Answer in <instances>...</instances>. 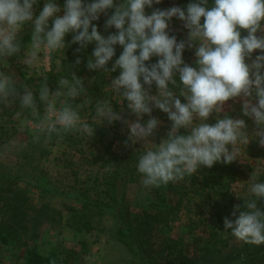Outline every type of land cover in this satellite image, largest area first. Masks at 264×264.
<instances>
[{"label":"clouds","instance_id":"obj_1","mask_svg":"<svg viewBox=\"0 0 264 264\" xmlns=\"http://www.w3.org/2000/svg\"><path fill=\"white\" fill-rule=\"evenodd\" d=\"M160 2L44 0L36 14L34 5L39 0H0V112L4 107L16 116L27 112L33 118L30 123L35 139L73 131L91 137L95 125L121 119L112 98L126 101L137 117L124 121L128 139L132 143L143 141L135 167L145 187L183 180L201 166L210 168L216 162L244 157L250 138L264 145V0H191L183 8L145 11ZM101 14L106 16L105 30L114 27L116 31L107 35L98 31L93 22ZM174 16L184 21L186 40L177 41L166 31ZM27 24L31 25V36L22 45L17 37ZM241 29L247 30L245 35ZM68 33H72L68 43L78 45L76 52L94 43L86 64L89 70L110 73L119 69L106 85L103 99L93 98L82 78L62 65ZM116 45L122 46L118 56ZM186 46L194 48L195 66L183 60ZM254 50L260 51L253 57ZM13 54L26 67V78H43L17 85L16 73L4 71ZM153 56L156 61L146 64ZM80 62L77 56L75 63ZM54 70L60 73L56 76L58 87L50 90L46 81ZM153 84L155 94L149 91ZM237 97L241 99L240 112L254 121L255 129L245 131V120L227 113L208 122L210 114L222 112L224 103ZM13 105L17 107L12 109ZM153 108L162 110L171 121L159 143L149 139L160 123L151 115ZM262 176L264 163H258L250 179L233 192L243 200L242 205L234 206L231 216L235 218L223 219L225 231L256 245L264 244Z\"/></svg>","mask_w":264,"mask_h":264},{"label":"rangeland","instance_id":"obj_2","mask_svg":"<svg viewBox=\"0 0 264 264\" xmlns=\"http://www.w3.org/2000/svg\"><path fill=\"white\" fill-rule=\"evenodd\" d=\"M42 6L43 3L34 5V13L38 14ZM172 6H176L173 0H161L159 4H153L151 8L146 7L145 11L151 12L154 8L167 9ZM59 14H62V10ZM50 21L49 26H51ZM98 31L107 35L108 32L116 30L114 27L105 30L104 26H100ZM166 31L169 35L176 36L177 41L187 39L188 30L184 27V21L175 16L168 22ZM246 31V29H241V35H245ZM257 34L261 33L258 31ZM30 36L31 25L27 24L17 38L23 45L30 40ZM71 36L72 33L66 34V43L71 41ZM94 46L92 43L80 52H76L75 49L78 45L68 43V47L65 49L66 59L62 60V65L69 66L70 72H75L82 78L84 86L93 98L103 99L106 94V85H109L111 79L119 74V69L110 73H104L102 70H89L86 67L87 59L91 56ZM118 46H115L116 52L119 50ZM259 51L254 50L253 57ZM77 56L81 58L80 64L75 63ZM182 56L186 63L195 66L194 48L186 46ZM113 59L115 57L108 62L107 67H111ZM156 59L157 57H154L145 63H154ZM4 71L15 72L18 85L36 83L38 79L43 78L38 75L26 78L27 69L15 54L8 57V66L4 68ZM59 74L54 70V73H49L47 78V81L55 88L58 87L56 76ZM149 91L153 94L156 93L155 84L150 87ZM176 95L179 93L177 92ZM180 98L183 102L184 98ZM112 99L113 109L120 113L121 119L111 124L107 121L102 122L109 130L112 140L109 147H106V143L94 142L93 135L87 137L74 131L69 132L65 139H57L54 144L49 143L47 136L42 135L40 139H35L30 123L33 118L27 112L16 116L9 108L4 107L0 112L2 117L0 120V194L5 197L12 192L24 193L29 205L37 208L45 206L48 212L49 209L60 210L63 220L69 217L67 211L69 206L81 207L85 200L94 204L98 200L105 201L106 197L103 194L104 167H102V161L96 158L98 151L103 152L104 158L107 159L105 168L114 171L121 166L126 168L129 166L125 164L124 156H130L133 150H143V141L135 143L129 141V129L124 122L134 121L137 117L127 108L126 101L117 102L115 97ZM240 105L239 97L229 99L224 103L222 112L210 114L208 122L213 123L217 115L222 117L227 113L234 118H243L246 122L245 131H252L256 125L249 117L242 115ZM16 107L17 105H13L12 109ZM38 109L42 110V105L38 106ZM151 115L158 118L160 123L149 139L159 143L167 135L171 121L167 114L158 108H153ZM147 118L148 115L145 114L143 119ZM180 132L184 133L185 130L180 129ZM124 141L127 142V145ZM245 153L244 157L240 156L228 163L216 162L210 168L201 166L191 176L176 181L183 186L179 190L184 193V204L175 220L173 232L184 233L190 218L196 220L197 230L207 231L215 228L217 226V199L222 197L221 195L225 192L234 196V206L243 204L242 198L233 192L238 189L240 184L246 183L250 179L256 164L264 163V145H261L258 139L250 138L245 146ZM128 188L126 197L129 204L147 203L150 195L143 184L134 187L129 185ZM3 200H0V206ZM91 212L93 213V211ZM114 222V217L109 211L102 214L93 213L94 229L89 232H75L64 224L55 226L47 222L41 227L36 242L41 250H46L53 246L70 247L79 240H85L88 242V249L83 255V264H143L113 234ZM25 252V247L3 246L0 248V256L4 264H22Z\"/></svg>","mask_w":264,"mask_h":264},{"label":"trees","instance_id":"obj_3","mask_svg":"<svg viewBox=\"0 0 264 264\" xmlns=\"http://www.w3.org/2000/svg\"><path fill=\"white\" fill-rule=\"evenodd\" d=\"M173 1L176 6L182 8L191 2ZM43 2L44 0L39 1ZM58 2L62 3L63 0ZM108 11L110 14L112 10ZM105 19L106 16L101 14L94 23L99 28L104 26ZM118 47L116 56L122 50V46ZM154 57H151L150 61ZM46 82L50 90L55 89L48 81ZM37 105L41 106L38 100ZM1 118L0 116V120ZM68 134L69 132L53 133L47 138L49 143L54 144L59 138H67ZM92 137L96 143H106V147L112 144L109 130L103 123L94 126ZM124 142L127 145V142ZM138 151L133 150L130 156H124L125 164L129 165L127 168L121 166L114 171L105 168L107 159L104 158L103 152L98 151L96 158L102 161L104 167L103 194L106 200H98L95 204L85 200L78 208L69 206L67 209L69 217L66 220H63L60 210L49 209L48 212L45 206L37 208L29 205L24 193L12 192L5 197L0 194V200L4 199L0 206V248L25 247L26 255L22 264H83V255L88 249L87 241L79 240L70 247L53 246L41 250L36 242L41 227L49 222L55 226L64 224L75 232H89L94 229L93 213L102 214L109 211L115 221L112 227L113 234L143 264H264V244L245 243L225 231L224 217L235 218L231 216L234 210V196L228 192L217 199V226L207 231L197 230L196 220L190 218L184 233L173 232L175 220L184 204V193L179 190L183 186L176 181L159 187H146L150 195L147 203L129 204L126 197L128 186L142 184L141 174L135 167ZM260 179L264 180V176ZM0 264H4L1 256Z\"/></svg>","mask_w":264,"mask_h":264}]
</instances>
